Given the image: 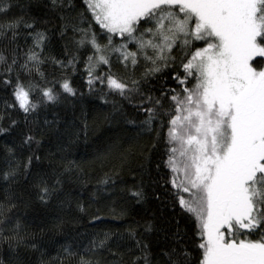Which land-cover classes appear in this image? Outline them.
Segmentation results:
<instances>
[{"label":"snow or ice","instance_id":"obj_1","mask_svg":"<svg viewBox=\"0 0 264 264\" xmlns=\"http://www.w3.org/2000/svg\"><path fill=\"white\" fill-rule=\"evenodd\" d=\"M46 7L57 14L60 56L46 54L49 36L35 19L11 14L12 0H0V37L8 42L0 49V134L15 133L0 146V264H13L22 249L39 251L18 214L26 202L11 189L40 159L38 137L53 131L61 152L88 138V124L75 117L71 125L46 116L35 130L29 125L85 89L104 105L98 119L118 126L106 144L100 140L96 159L135 158L123 137L142 160L139 186L110 170L93 195L123 216L116 205L125 194L142 202L146 177L170 209L169 227L162 241L144 235L154 231L148 222L143 232L130 226L126 238L105 232L86 245L66 243L64 254L76 264L97 255L95 264H109L105 253L115 264H264V0H48ZM145 135L150 143L139 146ZM69 163V174L80 167ZM60 183L37 178L42 205ZM122 239L131 241L127 262L113 251Z\"/></svg>","mask_w":264,"mask_h":264},{"label":"trees","instance_id":"obj_2","mask_svg":"<svg viewBox=\"0 0 264 264\" xmlns=\"http://www.w3.org/2000/svg\"><path fill=\"white\" fill-rule=\"evenodd\" d=\"M14 8L13 15L20 16L23 14L24 19H35L36 28L38 30L47 31L49 42L46 54L51 56H60L64 47V42L60 39L57 32L58 20L57 14L46 7L48 0H12ZM18 5V6H16ZM23 31V29H22ZM2 37H0V49L7 45ZM28 43L31 41L29 39ZM20 45L26 48L24 36L20 37ZM47 73H52V66L45 65ZM77 86L79 87L81 80L76 77ZM85 95L78 99L70 98L67 102H61L43 112L37 123L29 126L34 130L38 123H42L44 116L48 120L59 117L61 124H69L73 122L75 117L76 123L86 122L88 124V138L85 141L81 137L75 143H72L65 151L61 152L56 142L55 134L51 130H46L44 134L38 137L41 140L40 146H34L35 154L40 157L39 160H33L32 167L29 170L30 175H21L18 181L11 186V189L17 193L25 202L18 209V214L22 218L21 223L26 234V238L33 241L39 251L25 248L19 252V259H13V264H76L78 257H68L62 252V247L66 243H72L74 246L86 245L88 240L94 236H101L108 232L112 238H126L131 227H135L138 232H143V226L151 222L154 231L145 233L149 241L153 243L163 240L164 231L168 230L167 221L170 218V209L163 206L160 200L153 197L152 181L145 177L143 181V190L145 199L137 203L130 195L125 194V199L118 202L116 211L119 212L120 207L127 210L123 216L114 217L110 211V202L100 200V195H93L96 189L98 179L105 172L110 170H119L120 177L127 181V187L131 188L133 182L138 186L141 182V174L139 173V165L142 163L137 145H129L120 141L123 148L130 150L135 154V158L129 156L122 163V158L118 152L109 154L103 161L96 159L97 146L101 139L105 144L109 137H113V133L117 130V125L109 126L99 120L100 113L97 108H102V102L84 90ZM5 96L0 91V99ZM2 111V106H0ZM3 122L0 121V124ZM23 127V124H21ZM15 137V133L0 134V146L5 143H11ZM64 144H68V138L65 137ZM150 143L147 136L139 141V146ZM27 149L21 153V159H26L28 155ZM66 157V159L62 158ZM76 161L80 167L75 169L71 174L65 172V169L74 167L69 161ZM2 155H0V166H3ZM136 169V172L132 170ZM37 178H43L50 184H55L57 179L61 181L57 185V194L52 197L47 206L42 205L36 198L34 183ZM2 194V192H0ZM83 206V211L80 206ZM99 215L101 220L93 221V216ZM147 242V241H146ZM123 247L113 251L116 256L127 262L130 257L128 245L130 240L122 239ZM2 251V250H0ZM104 259L109 260V264H115L110 259V254L105 253ZM93 264L97 259H101L99 255L90 257Z\"/></svg>","mask_w":264,"mask_h":264}]
</instances>
